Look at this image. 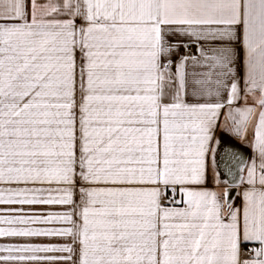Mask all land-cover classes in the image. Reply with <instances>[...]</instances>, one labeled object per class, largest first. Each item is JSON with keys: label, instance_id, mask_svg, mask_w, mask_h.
I'll use <instances>...</instances> for the list:
<instances>
[{"label": "snow or ice", "instance_id": "1", "mask_svg": "<svg viewBox=\"0 0 264 264\" xmlns=\"http://www.w3.org/2000/svg\"><path fill=\"white\" fill-rule=\"evenodd\" d=\"M0 264H264V0H0Z\"/></svg>", "mask_w": 264, "mask_h": 264}]
</instances>
